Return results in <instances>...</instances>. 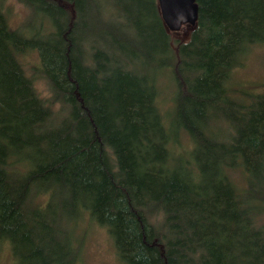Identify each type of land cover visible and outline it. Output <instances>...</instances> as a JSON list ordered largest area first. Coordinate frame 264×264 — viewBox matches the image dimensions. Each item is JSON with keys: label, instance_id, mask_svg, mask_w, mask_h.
<instances>
[{"label": "trees", "instance_id": "16d2710c", "mask_svg": "<svg viewBox=\"0 0 264 264\" xmlns=\"http://www.w3.org/2000/svg\"><path fill=\"white\" fill-rule=\"evenodd\" d=\"M18 1L12 29L0 0V241L14 264H78L83 211L126 264H264V88L227 85L264 42V0H195L174 48L157 0Z\"/></svg>", "mask_w": 264, "mask_h": 264}, {"label": "rangeland", "instance_id": "374dc122", "mask_svg": "<svg viewBox=\"0 0 264 264\" xmlns=\"http://www.w3.org/2000/svg\"><path fill=\"white\" fill-rule=\"evenodd\" d=\"M2 8L6 22L12 29L18 27L27 15L26 8L18 0H3ZM191 27L190 24L181 22L178 29L167 28L173 48L176 41L186 40ZM19 58L36 89L41 95H46L47 90L38 73L40 63L37 51L28 49ZM240 63L231 69L227 85L248 88L252 94L261 91L264 88V42L250 45L245 55L240 56ZM159 82L155 103L162 114L167 116V112L172 108L173 84L168 74H164ZM182 136L180 135L178 141L173 143V154L180 158L186 156L191 147L188 138ZM36 200L43 199L36 198ZM71 225L73 242L78 251V264H126L119 259L107 228L99 225L89 213L83 211L80 217L78 215L75 217ZM0 264H14L12 253L5 240L0 241Z\"/></svg>", "mask_w": 264, "mask_h": 264}, {"label": "water", "instance_id": "95a60500", "mask_svg": "<svg viewBox=\"0 0 264 264\" xmlns=\"http://www.w3.org/2000/svg\"><path fill=\"white\" fill-rule=\"evenodd\" d=\"M163 23L169 29H178L181 22L193 26L197 19L195 0H157Z\"/></svg>", "mask_w": 264, "mask_h": 264}]
</instances>
